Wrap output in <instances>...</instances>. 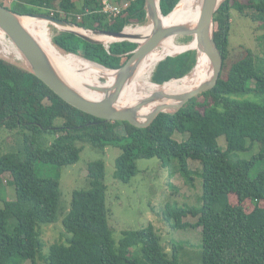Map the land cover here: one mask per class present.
Masks as SVG:
<instances>
[{
	"label": "trees",
	"instance_id": "16d2710c",
	"mask_svg": "<svg viewBox=\"0 0 264 264\" xmlns=\"http://www.w3.org/2000/svg\"><path fill=\"white\" fill-rule=\"evenodd\" d=\"M122 1L116 0L118 4ZM127 1L129 7L110 20L100 11L99 0H80L79 7L75 0H12L6 7L19 15H49L54 10V18L62 19L64 13L65 20L85 30L121 32L127 25L146 22L145 0ZM179 1L159 0L161 13L166 16L176 7L167 18L173 16L186 3ZM232 10L256 21L261 35L255 39L264 41V0H223L214 17L215 42L223 56L217 85L191 99L176 114H159L147 128L122 121L106 122L79 111L24 68L0 59V131H7L16 141L11 152L0 155V264H35L37 257L47 264H178V248L172 249L169 259L152 225L123 232L115 246L107 225L102 160L87 165L89 189L73 192L62 221L64 243L52 244L43 256L44 244L37 228L56 221L60 190L57 179L36 174L35 164L73 165L80 158L83 144H90L101 154L108 146L119 148L115 178L123 184L136 175L137 159L157 158L163 167H171L176 161L171 173L179 171L185 176L189 173L188 161H198L202 178L200 208L195 212L172 209L164 213L166 222L174 219V228L185 229L190 225L182 222L187 214L197 218L194 227L201 229L202 264H264V207L259 205L264 201V170L251 179L254 159L232 158L234 153L247 151L250 141V145L258 144L257 157L264 160V57L247 49L223 77L230 54ZM53 42L66 53L81 55L109 70L124 65L136 48L128 41L113 42L106 48L68 32H60ZM182 46L187 45L172 50ZM196 61V50L166 57L156 65L151 81L162 85L183 78L194 69ZM249 95L261 100L250 99ZM175 133L186 134L187 139L177 142L173 139ZM45 134L54 135L53 142L49 143ZM221 137L225 149L218 144ZM5 174L11 178L8 185L15 190L13 201L1 198ZM230 195L236 197L237 204L230 203ZM246 200L253 204L249 213L244 209ZM9 220L15 221L12 234L6 232ZM139 245L143 259L129 260L130 249Z\"/></svg>",
	"mask_w": 264,
	"mask_h": 264
},
{
	"label": "rangeland",
	"instance_id": "374dc122",
	"mask_svg": "<svg viewBox=\"0 0 264 264\" xmlns=\"http://www.w3.org/2000/svg\"><path fill=\"white\" fill-rule=\"evenodd\" d=\"M0 2L5 6H11L12 0H0ZM75 3L77 7L81 5L80 0H75ZM246 11H248V9H245L244 13H246ZM40 13L44 14V12ZM61 18L64 19V14H61ZM78 18L79 17H77V19ZM67 21H70V19ZM165 22L168 21L166 20ZM147 23L149 22H145L142 25L132 24L127 26H138L144 28ZM47 27L48 35L50 36L52 44L55 45L53 38L62 32V30L58 32L59 29L56 28L57 26H53L49 23H47ZM259 33L260 31L258 30V23L256 21H251L249 18L239 14V12L234 10L231 11V26L229 35L230 54L227 60V65L224 69V78L225 70H227L233 62L243 58L247 53V49L257 56L264 57V41H257L255 39L256 36L261 35ZM193 38L194 37H178L176 42L180 45H188L192 42ZM103 39L106 41V38ZM65 54L69 53L65 52ZM178 54L180 53H175L172 56H176ZM0 59L20 67L22 66L20 63L18 64L17 62L6 58L0 57ZM22 64L26 65L25 63ZM195 68L191 71L192 73ZM191 72L185 77H190L192 75ZM151 76L149 77L150 81ZM104 81H106V78H101V82ZM151 83L153 82L151 81ZM155 88L157 91L161 90L166 93H171L170 86L165 84H157L155 85ZM130 91L131 87L128 92ZM127 96L128 95H125L124 97L127 99ZM248 97L257 101L261 100L259 98H255L253 95H249ZM143 114L144 113L141 115ZM119 131L123 133V128H119ZM7 133L8 132H5V130L0 131V155H6L11 152L12 148L16 144V141L13 142L11 135H7ZM45 136L47 137L49 143L53 142L55 137L51 134H45ZM173 139L177 142H183L187 139V135L175 133L173 135ZM218 144L222 149H225V140L223 137L218 139ZM250 144L251 142L248 141L247 151L234 153L232 158L239 161H251L254 159V164L249 172V177L254 179L264 170V160H259L257 157L260 150L258 144L254 143L252 144L253 146ZM119 155L120 150L115 146H108L105 149L104 154H101L90 144H83V150L80 153V158L73 165L57 167L36 162V174L42 178L57 179L60 190L56 221L53 224L41 225L37 228L40 233V239L44 244L43 256L48 254L49 247L52 244L64 243L65 232L62 221L69 209L73 192L87 191L89 189L87 180V165L90 162L102 160L105 165L104 183L106 185L105 207L107 213V225L111 232L112 239L115 242V246H118L123 232L135 231L152 225L155 233L160 238V244L169 259L172 257V249L176 247L178 248L179 254L178 264H202L201 229L199 227H194L197 218L192 217L191 214H187V216L182 219V222L184 221L189 223V227L185 229H177L174 228V219H171V221L167 223L164 217V213L171 211L172 209L181 208L190 212H195L200 208L202 178L200 177L201 171L199 162L189 160V173L185 176L179 171L174 174L171 173L170 168L177 166L176 161H174L171 167H163L160 160L157 158L137 159L135 161L137 168L136 175L129 183L123 184L115 178L116 159ZM2 178L5 182V186L1 192V198H5L6 201L15 200L14 187L8 185V182L11 179L10 176L5 174ZM229 201L232 205L237 204V199L234 195L229 196ZM259 205L264 207V201H260ZM2 206L3 203L0 202V209ZM244 209L246 213L251 212L253 210V204L249 200H246L244 202ZM14 228L15 221L9 220L7 222L6 232L8 234H12L14 232ZM127 257L129 260H142L141 245L131 248ZM23 264H32V262L26 261ZM35 264L47 263L44 259L37 257Z\"/></svg>",
	"mask_w": 264,
	"mask_h": 264
},
{
	"label": "water",
	"instance_id": "95a60500",
	"mask_svg": "<svg viewBox=\"0 0 264 264\" xmlns=\"http://www.w3.org/2000/svg\"><path fill=\"white\" fill-rule=\"evenodd\" d=\"M222 2L223 0H201L200 14L194 25L183 23L166 26L162 17H167L172 12L164 16L160 10L159 0H145L146 22L152 25V29L141 43L137 41L140 39L139 35L134 37L135 40L123 39L125 28L121 32L90 31L78 27L71 21L57 19L47 14L19 15L4 5H0V29L15 44L25 59L27 66L21 67L44 83L67 104L106 122L122 121L137 128H147L159 114L174 115L191 99L213 89L217 85L223 69V56L215 42L216 23L214 17ZM25 16L57 26L56 28L60 29V31L71 33L90 44H103L104 47L108 48L109 44L113 42L128 41L135 43L136 48L131 52V56L124 65L116 70H110L113 74L111 85L91 87L94 92L103 96L100 99L89 98L78 92L63 78L47 51L23 24L22 19ZM79 30L84 33L79 32ZM173 36L195 37V47L187 48L178 53L196 50V64L199 56L201 54L204 55L209 61L211 76L198 86L182 93H166L159 90L139 100L134 105H120L121 95L133 78L140 62L152 51L159 48L166 39ZM102 37H110L112 41H104L105 39H101ZM54 47L65 54V51L56 44ZM168 57L173 56L170 55ZM181 79L183 78L172 80ZM146 109H149L148 112L141 115L140 112Z\"/></svg>",
	"mask_w": 264,
	"mask_h": 264
},
{
	"label": "bare ground",
	"instance_id": "6f19581e",
	"mask_svg": "<svg viewBox=\"0 0 264 264\" xmlns=\"http://www.w3.org/2000/svg\"><path fill=\"white\" fill-rule=\"evenodd\" d=\"M200 1L201 0H186L184 6L173 16L167 18L173 13L175 9L167 17H162L163 23L166 26L179 25L183 23L194 25L197 22L200 14ZM166 20L168 22H165ZM22 21L25 27H27V29L33 34V36H35V38L47 51L63 78L73 88H75L82 95L89 98L100 99L103 96L102 94L94 92L91 87L111 85L113 82V74L110 70L96 65L78 55L60 53L54 47L50 36L48 35L47 22L29 16L23 17ZM151 29L152 25L150 23H147L144 28L138 26H125L123 39L135 40L134 37L136 35H139L140 39L137 41L141 43L144 37H146L151 32ZM79 32L84 33L81 30H79ZM103 38L104 37H102L101 39ZM176 40H178L177 36L166 39L159 48L152 51L140 62L133 78L126 86L123 94L121 95V99L119 102L120 105H134L139 100L144 99L150 96L152 93L156 92L157 89L155 88V84L151 83V81L149 80V77L151 76V73L153 72L155 66L164 58L170 55H174L175 53L183 51L187 48L196 46V39L194 37L189 45L182 46L176 50H172L180 46V44L177 43ZM106 41H112V39L110 37H106ZM0 57L17 62L18 64L20 63L22 67L27 66L26 61L20 51L1 29ZM22 63H25L26 65ZM210 76L211 69L209 61L204 55L201 54L192 75L190 77L187 76L181 80H178L173 85H170V91L171 93H182L188 91L198 86L203 81L207 80ZM101 78H106V81L101 82ZM130 87L131 91L128 92ZM125 95H128L127 99L124 97ZM148 110L149 109L143 110L140 113L146 114Z\"/></svg>",
	"mask_w": 264,
	"mask_h": 264
},
{
	"label": "built area",
	"instance_id": "2783aa9c",
	"mask_svg": "<svg viewBox=\"0 0 264 264\" xmlns=\"http://www.w3.org/2000/svg\"><path fill=\"white\" fill-rule=\"evenodd\" d=\"M101 9L100 11L106 15V17L110 20L112 18H116L121 15L128 7L129 1L123 0L121 4H118L116 0H99ZM53 11H51V16L53 15ZM80 17L78 18V20Z\"/></svg>",
	"mask_w": 264,
	"mask_h": 264
},
{
	"label": "clouds",
	"instance_id": "9594fccd",
	"mask_svg": "<svg viewBox=\"0 0 264 264\" xmlns=\"http://www.w3.org/2000/svg\"><path fill=\"white\" fill-rule=\"evenodd\" d=\"M53 12H54V10H53ZM59 12H60V11H59ZM44 14H45V13H44ZM63 14H64V13H63ZM49 15L51 16V11H50ZM52 17H54V13H53ZM63 20H65V19H63ZM58 32H60V29H59ZM4 183H5V182H4Z\"/></svg>",
	"mask_w": 264,
	"mask_h": 264
}]
</instances>
